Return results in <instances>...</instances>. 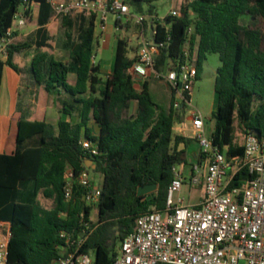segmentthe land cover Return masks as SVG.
<instances>
[{
    "label": "trees",
    "instance_id": "obj_1",
    "mask_svg": "<svg viewBox=\"0 0 264 264\" xmlns=\"http://www.w3.org/2000/svg\"><path fill=\"white\" fill-rule=\"evenodd\" d=\"M36 1L41 13L49 11L47 0ZM157 1L124 0L144 13L147 5L146 13L155 16L153 41L163 44L155 58V70L164 73L166 63L168 70L174 69L187 59L189 47V59L199 79L207 56L218 54L221 65L214 83L217 108L212 114L215 128L211 138L220 148L228 147L229 158L242 157L244 147L235 142L237 128L245 135L253 133L264 139V34L259 26L264 23V0H194L180 6V17L167 15L162 22L156 19ZM23 3L0 0V42ZM244 16L252 22L243 25ZM96 18L91 13L84 24L70 63L50 61L45 85L47 93L65 95L60 100V113L70 117L79 114V123L60 119L54 126L46 121L20 120L15 151L0 154V220L12 225L8 264H56L65 246L60 232L79 234L84 223L93 230L81 251H93L96 264L112 263L117 243L134 230L137 217L152 207L166 205L174 167L188 165L179 144L188 145L192 139L174 131L186 105L183 113L174 108V91L169 85L172 97L167 110L153 99L148 80L141 89L136 88L132 73L136 58L128 57L126 40L118 41L112 73L102 76L100 66L93 63ZM25 46L7 45L6 60L0 58V91L4 67H14L15 52ZM43 62L44 56L33 62L38 83L44 79ZM71 67L75 68L74 84L68 81ZM133 102L138 112L129 115ZM92 120L100 129L97 136L89 127ZM82 138L97 145V156L82 148ZM87 160L93 161L95 168L90 169L102 177L95 224L92 208L83 201L84 186L75 183L72 199L65 198L67 169L72 168L77 177L88 170ZM253 177L243 168L234 175L231 187H241ZM152 184L157 185L154 192L138 194L140 187ZM40 195L53 200L54 208H42Z\"/></svg>",
    "mask_w": 264,
    "mask_h": 264
},
{
    "label": "built area",
    "instance_id": "obj_2",
    "mask_svg": "<svg viewBox=\"0 0 264 264\" xmlns=\"http://www.w3.org/2000/svg\"><path fill=\"white\" fill-rule=\"evenodd\" d=\"M23 5L13 17L6 37L0 42V58L6 60L7 45L14 35L27 25L31 7L39 6L36 0H23ZM190 3L194 0H176ZM181 4V5H182ZM58 16L71 12H90L99 15L102 23L109 16L121 21L129 13V7L122 0H72L54 4ZM180 17V7H174L168 14ZM144 17L137 19L143 26ZM163 24L168 28L170 24ZM104 28V24H102ZM193 28L189 29V35ZM155 31L153 32V36ZM163 44L144 42L132 67L135 81L155 75L174 91V108L182 113L183 106H192V94L198 71L189 59L166 74L155 70V58ZM94 60V57H93ZM192 133L204 155V170L195 165L189 176L174 167V178L168 187L166 205L152 207L137 217L134 230L122 241L110 264H264V139L253 133L245 135L242 157L229 158L228 147L220 148L206 135L205 120L199 111L190 114ZM82 148L91 156L99 154L97 145L82 138ZM248 169L254 175L241 187H231L234 175L241 169ZM228 177V179H227ZM189 179L192 187L201 183L205 186V198L198 205L186 204L176 198L183 184ZM65 198L71 200L75 183L84 186L83 201L86 206L98 207L102 196V185L93 184L88 170L77 177L72 168L66 171ZM79 234L62 230L63 255L56 264H96L95 254L81 249L92 232L89 223ZM12 225L0 220V264L9 262V246Z\"/></svg>",
    "mask_w": 264,
    "mask_h": 264
},
{
    "label": "crops",
    "instance_id": "obj_3",
    "mask_svg": "<svg viewBox=\"0 0 264 264\" xmlns=\"http://www.w3.org/2000/svg\"><path fill=\"white\" fill-rule=\"evenodd\" d=\"M47 1L50 5L49 11L43 10L41 13L40 6L33 5L27 15V25L18 31L12 39L13 44L26 46L15 52L12 59L14 67L8 65L4 67L0 91V154H12L15 151L18 122L20 120L46 121L54 126H57L60 119H65L74 124L80 121L78 120L80 118H77L76 115L72 117L61 115L60 100H64L65 95H58V93L49 94L45 89V85L52 59L66 64L71 62V55L79 46L84 24L89 19L91 13L71 12L65 16H58L55 12L54 4L66 3L72 0ZM122 1L124 2V0ZM181 4L182 2L175 1L174 7H180ZM146 6L144 5L145 13L135 8L137 15H134L131 12L133 7L128 5L129 13L123 16L118 24L113 16H109L108 20L102 23L99 15H96L93 63L100 66L102 76L106 77L113 71L119 40H126L127 55L130 59H135L138 56L144 42L152 41L153 32L156 27L155 16H150L146 13L148 10ZM141 16L144 17V21L143 26L139 27L137 19ZM41 19L46 21L41 23ZM156 19L158 22L164 20V18L160 19L157 14ZM102 24H104V28ZM39 56H44V79L42 83L37 82L32 70L33 62ZM98 56L100 57L99 60L97 59ZM141 80L144 82L145 79ZM141 80L135 81V86L136 82ZM68 81L74 84L76 75L70 73ZM17 112L19 115L16 114ZM137 112L138 105L136 102H133L131 104V115H136ZM182 115V118L176 122L174 131L176 135L192 139L188 145L185 143L179 144V150H184L187 159L191 161V164L184 165L182 169L186 176H189L195 165H200L202 170H204V157L201 147L192 133L190 116L186 112ZM89 127L93 135H99L100 129L94 120L90 121ZM195 143L198 144V148L194 147ZM196 155H199V157L197 156V158ZM197 187L203 189V195L199 201L187 204L198 205L204 200V183H201Z\"/></svg>",
    "mask_w": 264,
    "mask_h": 264
},
{
    "label": "rangeland",
    "instance_id": "obj_4",
    "mask_svg": "<svg viewBox=\"0 0 264 264\" xmlns=\"http://www.w3.org/2000/svg\"><path fill=\"white\" fill-rule=\"evenodd\" d=\"M176 0H159L154 3L156 14L160 19L165 18L170 11L174 8ZM149 7L146 6V9ZM132 14L137 15L136 9L133 7L131 10ZM252 21L250 17L244 16L241 19L243 25H248ZM264 34V23L259 24ZM189 50V47H187ZM99 56L97 59L99 60ZM221 65V61L218 54H209L207 59L203 62L202 72L200 78L195 82L193 87L192 95V106L186 108L184 112L189 115L192 111H199L202 117L205 120V131L208 137L212 136V132L215 128V121L212 118V114L216 109V93L214 90L215 76L217 68ZM75 72V68L71 67V73ZM105 77V76H104ZM150 83L151 94L156 103L160 104L166 110L169 108L170 99L172 97V91L169 88L168 84L162 80L158 79L155 75H149L145 78ZM160 81H162L160 83ZM143 80L136 82V88L141 89ZM183 113V110L181 111ZM19 115V113H16ZM129 115H131V108L129 110ZM77 118L79 114H76ZM80 120V119H78ZM245 134H243L238 128L236 130V139L235 142L237 145L242 146L244 143ZM195 148H198V144L195 143ZM188 165L191 164L190 159H187ZM86 165L88 167V173L90 175L91 181L93 184L101 185L102 177L99 174H96L90 169L93 167V163L90 160H87ZM178 169H183L184 165H177ZM94 168V167H93ZM228 179V177H227ZM203 195V189L201 187H193L190 184L189 179L183 184L181 191L176 194V198L180 197L185 201V203H194L199 201ZM39 204L44 209H53L55 203L51 199L44 198L42 195L39 196ZM98 208L93 207L91 209V221L96 223L98 220L97 217ZM120 243H117L115 250L120 248ZM91 255L94 254L93 251H90ZM244 264V263H242Z\"/></svg>",
    "mask_w": 264,
    "mask_h": 264
},
{
    "label": "water",
    "instance_id": "obj_5",
    "mask_svg": "<svg viewBox=\"0 0 264 264\" xmlns=\"http://www.w3.org/2000/svg\"><path fill=\"white\" fill-rule=\"evenodd\" d=\"M1 39V38H0ZM168 71V63H166L165 65V68H164V74H166ZM92 163L93 161L90 160ZM93 167L95 168V165L93 164ZM93 168V169H94ZM157 189V185L156 184H152V185H147V186H142L139 188L138 190V194L139 195H146V194H149V193H152L154 192L155 190Z\"/></svg>",
    "mask_w": 264,
    "mask_h": 264
}]
</instances>
